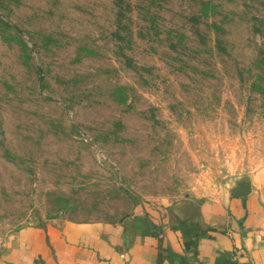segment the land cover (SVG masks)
<instances>
[{
  "label": "rangeland",
  "instance_id": "rangeland-1",
  "mask_svg": "<svg viewBox=\"0 0 264 264\" xmlns=\"http://www.w3.org/2000/svg\"><path fill=\"white\" fill-rule=\"evenodd\" d=\"M264 178V0H0V242Z\"/></svg>",
  "mask_w": 264,
  "mask_h": 264
},
{
  "label": "crops",
  "instance_id": "crops-1",
  "mask_svg": "<svg viewBox=\"0 0 264 264\" xmlns=\"http://www.w3.org/2000/svg\"><path fill=\"white\" fill-rule=\"evenodd\" d=\"M264 264V178L244 194L138 200L115 220L50 218L10 230L0 264Z\"/></svg>",
  "mask_w": 264,
  "mask_h": 264
},
{
  "label": "built area",
  "instance_id": "built-area-1",
  "mask_svg": "<svg viewBox=\"0 0 264 264\" xmlns=\"http://www.w3.org/2000/svg\"><path fill=\"white\" fill-rule=\"evenodd\" d=\"M243 256H245L244 249L241 247H234L232 264H244V262L241 260Z\"/></svg>",
  "mask_w": 264,
  "mask_h": 264
}]
</instances>
